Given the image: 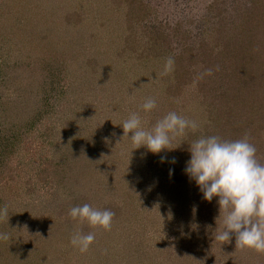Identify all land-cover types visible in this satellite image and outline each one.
Masks as SVG:
<instances>
[{
	"label": "rangeland",
	"instance_id": "obj_1",
	"mask_svg": "<svg viewBox=\"0 0 264 264\" xmlns=\"http://www.w3.org/2000/svg\"><path fill=\"white\" fill-rule=\"evenodd\" d=\"M150 48H160V53ZM182 48L192 50L179 58L185 81L173 97L177 114L197 122L194 132L209 124L208 131L216 135L223 131L218 120L228 126L229 121L219 117L229 109L235 124L228 137L241 131L242 124L257 149V160L264 164V0H0L4 76H16L22 86L34 83L27 92L31 101L20 100L18 107L27 112L39 102L44 111L38 120L41 129L55 116L56 130L71 124L78 128L76 122L84 113L110 156L108 165H117L104 175L106 187L92 206L115 213L111 229L77 220L70 233L50 237L56 224L50 212L42 215L29 205L25 218L22 208L28 198L48 195L39 165L42 151L33 153L37 144L29 143L28 154L9 160L5 169L11 173L2 177L0 201L16 212L18 224L2 230L0 221V233L15 232L16 240H27L32 253L23 264H264V254L236 249L234 235L229 242L215 240L214 234L224 228L218 197L205 200L186 174L191 158L182 145L186 136L159 154L144 146L134 150L129 137L122 139L121 125L132 113L139 114L146 130L163 118L154 109L143 111L141 105L155 96L165 100V84L158 80L149 88L155 96L145 99L136 79L160 77L167 59L174 60ZM198 48H206L211 65L205 67ZM222 48L255 53L240 68L228 55L215 56ZM15 59L8 69L7 60L11 64ZM213 72L224 77L230 91L226 95L209 89ZM11 87V82L1 85L3 95ZM7 99L4 107L13 115L15 100ZM78 232L95 234L86 253L70 242ZM11 241L0 240V264H11L8 258L21 245Z\"/></svg>",
	"mask_w": 264,
	"mask_h": 264
},
{
	"label": "trees",
	"instance_id": "obj_2",
	"mask_svg": "<svg viewBox=\"0 0 264 264\" xmlns=\"http://www.w3.org/2000/svg\"><path fill=\"white\" fill-rule=\"evenodd\" d=\"M205 49L206 48H198L200 52L201 50H203V62L205 63L206 67L209 64L211 65L213 62L211 61L212 56H210L208 52L206 53ZM246 49L248 48H244V50ZM150 50H152V52L156 50L157 53H160V51H158L160 50V48H150ZM187 50H192V48H182L181 52H178L174 57V61L176 60L175 65H177L174 66V69L172 70V73L175 76V80H173L172 82L168 78L170 75L169 73L167 75L161 74L160 77H156L155 75H148L151 78L150 80V78L148 77V81H146V78L143 79V77L141 76H138V79H136L138 81L137 90H139V95L145 96V99L152 94L155 96V91L149 90V88L153 85H157L158 80L162 81L163 84H165V94L167 95L166 99L163 100L164 98L155 96V98H157V107L154 108V111L161 117L167 115L166 111L168 113H177L178 111L176 103L173 102L175 100L173 99V97L181 92L179 89L182 88V85L185 81L182 79L183 73L179 72V69L182 68L180 65V63L182 62L179 58H181L185 52H188ZM244 50L242 49V51H239V49L237 48H232L230 51L229 48H222L221 50H218L216 52L217 55L215 56L219 57L221 54L228 55V58L230 60H233L234 64H237L240 67L242 63V67L244 68L245 64L251 60V55L255 53L254 49H252L253 51ZM209 53H211V51ZM154 55L156 56V54ZM245 60H247L246 63ZM16 62L17 60L15 59V62L9 64V61L7 60L8 69L9 67L15 66ZM32 62L33 59H29L28 65H30ZM5 63L6 58L4 59L3 54L0 53V184L2 182V177H7V175L11 173L8 169H5L8 166L9 160L17 158V156H19L20 154H22L23 156L28 154L29 143H31L32 145L33 143L37 144L36 146H33V149H35L33 153L39 150L42 151V153L38 154V156L41 158L42 156H44V158L41 159V162H39V165L44 172V174L42 175L43 181L41 179L40 181L43 182L42 186H44V188L48 191V195L46 196L45 194L39 196L37 199L28 198V200L25 202V205H23L22 207L24 212L26 213L24 214V216L25 218L27 217L29 205H34L35 207H37V210H39L42 215L43 213L45 214L47 212H50L49 215L52 217V221L56 222V227L54 226L55 229L54 231L52 230V233H48L49 236L54 237L55 235H65L68 231V233H70V230L73 231L74 229L73 223L75 222L68 214L70 209L75 206H82L85 203L93 206V198L99 196L101 191H103L106 187L103 185L105 181L104 175L112 171V169L117 165H108L109 162L107 161L110 156L106 155V148L103 145L99 144V140L97 138L95 139L96 136L92 133L93 128H91L89 118L86 117L84 113L81 119L77 118L79 119V121L77 120L76 122V126H78V128L76 127L77 129H72L73 124H71V126L69 127H66L64 125L60 129L56 130V127H59L56 116L55 119L52 120L51 124H43L44 128L41 129V126L38 125V120L40 115L44 111L42 112L41 110L42 105H40L39 102L37 103L38 99L35 102V105L37 103V106L31 107L27 112L25 111V108H23L24 106H22L21 108L18 107V102L20 100L24 102H27V100L31 101L29 95L30 93L27 92H30L29 89L34 88V83H32L31 85V83L28 82L27 85L22 86L20 84V81L16 79V76L15 78H13L14 76L8 77L7 80L6 76H4L3 73L4 70L2 69L3 66H5ZM30 66H33V64ZM214 71L216 72V70ZM206 72L207 69L202 72V75H204ZM207 77L208 76H206L205 78ZM211 77H214V80H212L209 88L211 92H213L215 95L217 92L219 96H224L230 92L228 91L229 87L224 81L225 79L222 75L213 72ZM10 82L13 87L9 88L8 92L3 95V92H1V85H3L4 83L9 84ZM202 83L203 81L201 82V85H205ZM203 94L204 93L202 92L200 95L203 96ZM6 98H8L7 100H15L12 103L14 105V108H16V112L13 115L9 114V112H7L4 107L9 103L8 101H6ZM44 103L46 104L47 102ZM82 103V105H85L84 102ZM21 110H24V112L19 113ZM209 112L211 111L209 110ZM232 116L233 114L229 109H227L225 110L224 116L219 117L221 119H224V121H229V123L228 126L224 127L223 123L218 120L217 123H219V128L223 129V131L217 132L216 135L213 133V131H208L210 126L209 124L208 126L207 124H205L206 130L204 131L193 132L189 129L186 135V139L183 140L182 144L184 145L186 154H189L191 157V154L188 150L190 144L200 137L215 135L219 136L222 140L228 141L243 139L245 134L243 133L244 127H242V124L239 126V129H241V131L238 130V133H236L235 136L233 135L231 137H228V135L230 134L228 130H232V127L235 124H231L232 121H235ZM85 117L86 119H84ZM68 123H71V119ZM249 142L251 143L253 141L249 138ZM44 153H46L48 156H46ZM31 199L36 200L37 202L35 204H29V200L31 201ZM5 205L8 208L9 219L3 220L1 222V227L2 230L6 227L13 229V227L18 224V220L16 219L17 215H15L16 212L14 210L12 211L5 200L0 201V208ZM59 229L60 232H57ZM12 233V235L8 236V239L12 240L11 242L15 244L21 243V247L19 246L15 248L14 255L12 256V258L9 257L8 259H11V264H23L26 261V257L28 256V254L32 253V249L26 247L27 240L25 238L16 240L14 237L16 236V233ZM27 264L30 263L27 262Z\"/></svg>",
	"mask_w": 264,
	"mask_h": 264
},
{
	"label": "clouds",
	"instance_id": "obj_3",
	"mask_svg": "<svg viewBox=\"0 0 264 264\" xmlns=\"http://www.w3.org/2000/svg\"><path fill=\"white\" fill-rule=\"evenodd\" d=\"M173 65L174 60L169 57L162 74L167 75ZM156 107L155 98H148L141 105L145 112ZM121 126L122 139L129 137L134 150L144 146L153 154L172 150L169 146L173 141L184 138L189 129L194 132L198 128L196 121L176 112H169L150 130L141 127L138 113H132ZM188 150L191 158L186 163V174L196 182L205 200L211 202L218 197L219 218L223 217L224 228L214 234L215 240L229 242L234 235L236 249L264 254V164L257 160V149L248 135L234 141L215 135L200 137ZM68 214L74 221L87 222L90 227L105 231L111 229L115 216L111 210H99L87 203L72 207ZM5 219H9L6 205L0 208V221ZM7 239V233H0V240ZM94 240V233L78 232L70 242L80 253H86Z\"/></svg>",
	"mask_w": 264,
	"mask_h": 264
}]
</instances>
